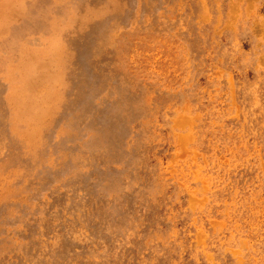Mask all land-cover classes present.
Returning a JSON list of instances; mask_svg holds the SVG:
<instances>
[{
  "label": "rangeland",
  "instance_id": "rangeland-1",
  "mask_svg": "<svg viewBox=\"0 0 264 264\" xmlns=\"http://www.w3.org/2000/svg\"><path fill=\"white\" fill-rule=\"evenodd\" d=\"M0 264H264V0H0Z\"/></svg>",
  "mask_w": 264,
  "mask_h": 264
}]
</instances>
